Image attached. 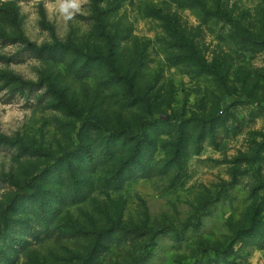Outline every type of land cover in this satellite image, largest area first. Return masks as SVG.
I'll return each instance as SVG.
<instances>
[{
    "label": "rangeland",
    "instance_id": "obj_1",
    "mask_svg": "<svg viewBox=\"0 0 264 264\" xmlns=\"http://www.w3.org/2000/svg\"><path fill=\"white\" fill-rule=\"evenodd\" d=\"M59 3L0 0V264H264V0Z\"/></svg>",
    "mask_w": 264,
    "mask_h": 264
},
{
    "label": "trees",
    "instance_id": "obj_2",
    "mask_svg": "<svg viewBox=\"0 0 264 264\" xmlns=\"http://www.w3.org/2000/svg\"><path fill=\"white\" fill-rule=\"evenodd\" d=\"M98 10L95 13V18L99 21L102 22L101 16H103L102 11ZM153 17V14H152ZM110 70L117 72V79L115 78L110 79L107 81V87L106 90L110 92V99H113V103L119 106L120 108H128V107H135L139 101L138 95L137 94V75L136 71H133L132 66H116L112 62L109 63ZM133 71V72H132ZM116 90H115V89ZM124 134H116V138L119 139ZM111 140V139H110ZM125 140V139H124ZM108 143V142H107ZM106 146H110V143L107 144ZM117 150H115L116 152ZM109 153H112V150H108L104 155H101V157L108 155ZM103 154V153H101ZM113 154V153H112ZM74 196L80 198L81 200L87 199V195L82 193L81 191L79 192H74ZM124 229V228H122Z\"/></svg>",
    "mask_w": 264,
    "mask_h": 264
},
{
    "label": "clouds",
    "instance_id": "obj_3",
    "mask_svg": "<svg viewBox=\"0 0 264 264\" xmlns=\"http://www.w3.org/2000/svg\"><path fill=\"white\" fill-rule=\"evenodd\" d=\"M86 0H60L59 11L65 19L71 20L76 13L81 12V4Z\"/></svg>",
    "mask_w": 264,
    "mask_h": 264
},
{
    "label": "water",
    "instance_id": "obj_4",
    "mask_svg": "<svg viewBox=\"0 0 264 264\" xmlns=\"http://www.w3.org/2000/svg\"><path fill=\"white\" fill-rule=\"evenodd\" d=\"M162 118L168 120V116H162Z\"/></svg>",
    "mask_w": 264,
    "mask_h": 264
}]
</instances>
